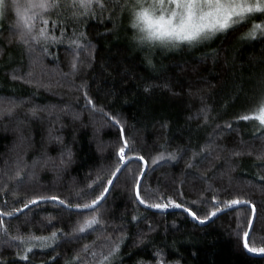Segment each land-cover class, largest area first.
Wrapping results in <instances>:
<instances>
[{
    "label": "trees",
    "instance_id": "16d2710c",
    "mask_svg": "<svg viewBox=\"0 0 264 264\" xmlns=\"http://www.w3.org/2000/svg\"><path fill=\"white\" fill-rule=\"evenodd\" d=\"M109 8L111 4L97 7L94 18L70 20L66 26L63 19L68 13L54 10L48 28L60 36L63 27L65 43L49 46L51 55L35 63L10 31L14 13L0 21V98L17 103L13 115L0 117V218L8 230V236L0 233V240L48 236L54 229L70 234L78 218L90 215L58 209L52 201H41L15 217L2 215L34 196L82 203L83 199L75 198L76 190L95 179L102 164L114 165L113 153L122 143L119 126L102 122L84 107L83 90L77 86L86 83L95 104L118 116L125 138L149 163L162 151L187 149L178 162L165 158L147 170L141 185L144 198L155 203L171 198L199 215L207 214L213 205L222 207L212 200L214 195L220 201L250 200L258 216L248 239L251 246L264 247V128L254 117L238 119L249 114L264 94V38L244 35L250 21L191 46H139L131 39L128 15ZM73 31L85 32L94 45V50H88L94 56L91 63L88 53L80 51L82 62L74 76L70 65L75 53L66 42ZM211 52L215 55L205 58ZM28 72L32 83L26 82ZM63 73H69L68 77ZM147 85L151 87L145 92ZM204 104L211 109L207 123L198 114ZM33 106L45 110L33 115L29 111ZM56 136L61 140H55ZM206 143L209 154L193 157V151L199 152ZM66 148L72 151L71 161L61 165L60 160L67 159L62 157ZM20 157L29 166L34 160L37 164L17 176L15 161ZM130 167L139 174L135 160ZM132 183L125 169L111 186L100 204L105 226L27 252L18 240L2 242L0 264H94L91 253L103 250L109 236L113 240L124 236L119 264H155L157 249L167 264L177 260L180 264H264V255H252L243 248L250 206L201 224L182 209H151L133 203ZM101 190L102 185L94 186L89 199ZM133 215L144 219L139 224L131 222ZM121 217L131 222L126 228L120 227Z\"/></svg>",
    "mask_w": 264,
    "mask_h": 264
},
{
    "label": "snow or ice",
    "instance_id": "6c2138e0",
    "mask_svg": "<svg viewBox=\"0 0 264 264\" xmlns=\"http://www.w3.org/2000/svg\"><path fill=\"white\" fill-rule=\"evenodd\" d=\"M20 0H0V21L9 18L15 13V22L12 24L10 31L13 33L16 42L21 45L30 57H33L32 62L36 60H42L44 56L51 55L49 53V46L56 44H63L65 40L64 28L61 27V35L57 36L49 31L48 23L51 13L57 9H63L64 12L68 13L67 17H64L63 24L71 21L79 22L80 19L94 18L96 15V8H105L108 4H111V8L108 10H118L121 13L128 15L129 10L134 6V0H24L26 7H19ZM174 7L172 18L179 15L182 21V27L180 29L179 38L187 40L188 45H195L204 40H208L213 37L216 33H223L228 29H235V27L243 26L244 24L251 21L248 31L244 34L246 37H262L264 38V0H169ZM15 5V7H13ZM58 16H63V13H57ZM171 19V18H170ZM57 21H53V26H56ZM69 48L74 51L72 63L70 65L71 75H75L79 71V53L84 51L88 53L91 63L94 60V56L88 52L91 48L94 50V45L87 39L85 32L73 31L72 37L67 39ZM179 47V46H177ZM176 47V48H177ZM37 48L40 52L37 55ZM215 55L214 52L206 54L208 56ZM152 63L151 60L148 61ZM26 75L29 79L27 83H32V73L28 72ZM69 73H63L62 76L67 78ZM13 79H24V76H13ZM150 85L145 86V92L149 91ZM168 87V85H165ZM78 90H83L85 99L84 107L89 109L90 112L95 116L99 115L102 122H111L114 125H118L120 129L119 140L122 143L115 148L113 155L116 157L114 165H101L97 169L95 179L89 181L84 189H77L75 192V198L80 200L83 199L82 203H69L66 199H61L58 196L45 197V196H34L28 199L21 208L28 209L29 206L36 205L41 201H52L57 204L58 209L63 208L69 213L79 210L77 215L81 212L90 213V215H84L82 219H77L75 224L71 228L70 234H65L61 229H54L48 236H35V235H15L10 237V241H20L26 245L25 251H31L33 247L46 248L56 243L61 237L67 239L76 238L77 234H86L89 231H94L96 228L105 226V221L100 218V204L103 199L106 198V193L110 191V186H113L115 182L120 178V173L125 169H128L129 178L133 181L132 190L135 193L133 203L138 202L141 205H146L151 209H166V208H177L182 209L183 212L187 213L194 220L204 223L208 221L210 217H215L217 213H221L224 209H229L233 206H249L251 205V217L247 219L249 228L254 225V219L258 216L257 207L252 204V201L241 198H233L225 201H220L216 195L212 197L213 201H216L217 205H213L212 210L208 211L205 215H199L197 211H193L192 207L186 206L185 203H177L175 200L169 198L166 203H155L150 202L144 198L141 194L142 177L146 174L147 170L151 166H155L158 162L164 161L165 158L170 161H177L180 159L182 152L187 149L180 151H162L153 157L149 163L145 159L144 155H141L138 151H134L133 145L128 139L125 138V128L121 123V120L117 115H113L105 111L103 106H97L94 100L89 96L86 91L87 84H80L77 86ZM23 102V101H21ZM0 117L5 114L11 116L14 114V109L17 107V103L12 100L3 101L0 98ZM55 108V106H48ZM38 110H45L40 106H33L29 111L35 115ZM210 106L204 104L199 110L198 114H203L205 123L209 121ZM255 118L259 121V124L264 127V94L261 95L258 105L255 106L249 114L238 117V119L249 120ZM78 118V117H77ZM220 125H217L219 128ZM226 127H231L227 125ZM52 129L49 130L51 136ZM55 140L60 141L61 137H54ZM165 148V145H161ZM210 145H202L199 152L193 151V157H203L209 154ZM234 155L236 153H233ZM66 156L67 159H61L60 164L65 165L71 161L72 151L70 148H66L62 153V157ZM135 160L139 165V174H136L131 169L130 165ZM47 161H45L46 163ZM15 163L17 164L16 175L20 176L22 169L29 167L35 168L37 161L34 160L32 165L29 166L23 157L18 158ZM191 165H188L190 167ZM102 190L94 198L89 196L94 191V186H101ZM196 204V201L192 202ZM21 208H15L11 211L4 212L2 215L5 217H13L15 214L21 212ZM243 215V213H238ZM144 219L142 215H133L131 222L139 224L140 220ZM122 224L120 227H127L131 222L121 217ZM5 220L0 218V233L3 236H8V230L5 227ZM150 228V225H149ZM151 230V228H150ZM126 235V234H125ZM250 232L245 230L243 232V248L253 253H264V247L251 246L248 237ZM108 241L106 247L97 252H92L91 255L94 258V264H119V253L121 244L123 243L124 236L118 237L113 240L110 236L106 237ZM2 241V242H10ZM140 242V241H138ZM85 249L89 245L84 246ZM74 260L78 259L73 257ZM137 264H146L144 261H139ZM155 264H167L163 258V254L160 249L155 252ZM174 264H180L177 260Z\"/></svg>",
    "mask_w": 264,
    "mask_h": 264
},
{
    "label": "clouds",
    "instance_id": "9594fccd",
    "mask_svg": "<svg viewBox=\"0 0 264 264\" xmlns=\"http://www.w3.org/2000/svg\"><path fill=\"white\" fill-rule=\"evenodd\" d=\"M19 7H26L24 0H20ZM173 11L169 0H134L128 13L131 39L139 46L162 49L193 43L179 38L182 21L179 15L172 18Z\"/></svg>",
    "mask_w": 264,
    "mask_h": 264
},
{
    "label": "water",
    "instance_id": "95a60500",
    "mask_svg": "<svg viewBox=\"0 0 264 264\" xmlns=\"http://www.w3.org/2000/svg\"><path fill=\"white\" fill-rule=\"evenodd\" d=\"M143 178V177H142ZM110 188H111V186H110ZM109 193V192H108ZM108 193H106V196H107V194ZM105 199V198H104ZM103 199V200H104ZM39 203V202H38ZM240 206H243V205H240ZM240 206H233V207H230L229 209H224L221 213H217V215L215 216V217H211V218H209V220L208 221H205L204 223H207V222H210V221H212L214 218H216L218 215H220V214H222V213H224V212H226V211H229V210H232V209H235V208H238V207H240ZM250 207H251V205H249ZM29 207H31V206H29ZM145 207H147V206H145ZM24 210H26V209H21V212H23ZM20 212V213H21ZM20 213H17V214H15L13 217H15V216H17L18 214H20ZM9 218V217H8ZM255 220V219H254ZM204 223H201V224H204ZM251 229L252 228H249V226H248V230L247 231H249V232H251ZM246 251L247 252H249L247 249H246ZM250 253V252H249ZM252 255H254V253L252 254ZM258 255H264V253H260V254H258Z\"/></svg>",
    "mask_w": 264,
    "mask_h": 264
},
{
    "label": "rangeland",
    "instance_id": "374dc122",
    "mask_svg": "<svg viewBox=\"0 0 264 264\" xmlns=\"http://www.w3.org/2000/svg\"><path fill=\"white\" fill-rule=\"evenodd\" d=\"M258 121V120H257ZM258 123H259V121H258ZM262 127V126H261ZM264 128V127H263Z\"/></svg>",
    "mask_w": 264,
    "mask_h": 264
}]
</instances>
